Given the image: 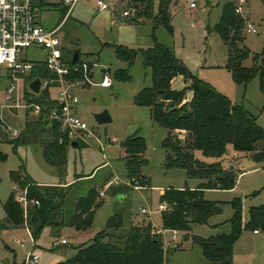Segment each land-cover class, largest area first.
I'll return each mask as SVG.
<instances>
[{"label": "rangeland", "instance_id": "1", "mask_svg": "<svg viewBox=\"0 0 264 264\" xmlns=\"http://www.w3.org/2000/svg\"><path fill=\"white\" fill-rule=\"evenodd\" d=\"M43 1L44 5L38 10L39 22L43 27L51 28L58 23L64 8L56 4L57 0ZM101 1L108 5L107 10L98 11L95 0H77L56 33L61 44L68 46L64 57L69 59L74 51H79V59L88 63L86 72L92 73L93 82L70 89L77 99L72 113L86 123L94 138H88L84 145L66 146L68 148L61 174L55 167L44 162L39 147L29 144L13 147L9 142L14 138L11 132H19L22 128L23 115L24 120L28 121L35 116L22 108H8L3 98L5 89L10 83H16L22 93V99L24 92L31 97L37 94L27 88V74L18 77L15 82L11 80L9 72L0 67V152L4 155V159L0 161V222H4L2 204L6 198L12 192L15 195L17 192L21 193L18 187L12 186L8 174L9 171L18 169L20 164L23 165L24 172L37 181H70L68 184L71 185L63 201L64 215L71 209L74 198L83 195L105 171L111 170L121 182L127 184L120 143L130 135L141 137L144 144L145 163L140 167L139 178L132 177L139 187L134 189L130 183L129 187L134 191L129 198L122 201H118L119 194H114L111 188H107L105 196L101 197L102 203L95 209L91 226L84 233L69 227L64 215L61 227H42L34 242L22 225H7L1 228L0 264H55L70 257L76 246L88 243L92 235L104 227L110 214L119 211L123 216L127 210L133 212L138 206L145 204L151 210L155 209L161 189H192L201 181L198 178L186 177L181 167L165 165V150L161 145L165 129L150 120L147 107L135 105L132 101L138 90L150 84L149 69L141 65L140 54L137 53L132 64L128 66L116 59L112 47L103 45H123L134 50L146 48L151 45L149 22L136 17L130 19L121 16V10L125 8L122 3H114L115 0ZM189 1L193 3L192 8H188ZM227 1H231L233 5L237 3V0H171L174 3L170 4L173 14L170 29L158 26L153 35L156 41L165 45L180 59L193 76L211 84L231 102L241 104L255 117V122L264 131V96L257 88L256 78H252L245 86L232 81L229 71L223 66L225 45L212 31L221 7ZM155 4L156 0H153L154 7ZM237 16L240 19L247 18L256 27L255 33H249L244 31L241 21H237L241 45L248 49L250 55L259 53L264 48V0H244L241 14ZM22 55L26 60L34 62L43 59L42 51L34 46L25 48L21 52ZM92 63L95 65H91ZM242 64H251L250 56ZM102 69L109 72V87L98 85ZM118 70H126L129 78L113 79V72ZM181 79L184 86L187 85L188 82L182 77ZM187 91L189 90L185 93ZM50 93H54V89H50ZM102 110H106L110 121L97 124L93 114ZM112 139L115 141L110 142ZM261 144L262 142L258 141L255 147L259 148ZM242 154L245 155L240 157L241 153L235 152L222 162L231 164L230 166L237 170L233 188L204 189L202 192L204 199L218 205L219 212L211 215L204 224L192 223L190 233L177 230L172 245L163 249L165 264H208L197 245L191 242V235L207 237L213 234H227V220L233 212L230 202L233 199H240L244 220L247 218L249 207L264 204V163L252 160L248 153ZM194 155L205 162L213 161L212 157L202 156L198 151H194ZM95 166L97 167L90 176L75 181V175L88 174ZM142 178L146 180L142 181ZM102 184L95 190H99ZM96 200L100 198L97 197ZM132 217L133 222L139 220L144 224L149 223L151 228L160 226L138 213H133ZM123 232V229H119L109 241L120 244L118 237ZM59 238H64L67 243L52 247ZM28 251L37 256L34 261H26ZM231 257L233 264H264V231L242 230L232 245Z\"/></svg>", "mask_w": 264, "mask_h": 264}, {"label": "trees", "instance_id": "2", "mask_svg": "<svg viewBox=\"0 0 264 264\" xmlns=\"http://www.w3.org/2000/svg\"><path fill=\"white\" fill-rule=\"evenodd\" d=\"M125 2L126 6L134 8V16L130 19L136 17L149 22L151 45L137 50L123 45H103L112 47L116 59L128 66L132 64L135 55L140 54L141 65L149 69L150 84L138 90L132 101L135 105L147 107L150 120L165 129L161 140L165 150V165L181 167L186 177L201 180L192 189H161L158 196L159 202H164L167 206L159 212L160 227L186 232L191 223L204 224L211 215L220 210L215 202L203 198L204 189H231L235 184L237 170L231 166H223L219 161V158L227 155L226 151L248 153L252 160L264 163V131L255 122V117L241 104L231 102L211 84L193 76L170 49L155 40L153 31L156 27L170 29V4L174 2L157 0L155 7L153 0ZM38 5L42 6L41 3ZM233 7L231 1L225 2L218 20L212 26V31L225 45L223 66L236 84L245 86L252 78H256L257 88L264 96V48L259 53L250 55L248 49L241 45V34L237 32V21L240 22L241 19L234 14ZM63 15L62 11L58 22ZM248 56L251 64L245 66L242 62ZM79 60L78 56L75 62ZM68 62L74 63L71 62V57ZM177 75L188 82L180 89L170 86V80ZM81 76L82 72L78 70L66 78L77 79ZM34 77L50 79L54 78V74L48 71L43 61H37L29 70L26 82ZM112 77L127 80L129 75L126 70H118L113 72ZM186 90L191 92V96L184 101ZM24 99L26 102L39 104L41 108L32 120L23 121L21 130L10 142L13 147L22 144L38 145L44 162L55 167L61 174L66 146L70 142L59 130L56 121L46 119L47 110L57 104L48 97L46 88L40 90L35 97L24 92ZM258 141L262 144L256 148L255 143ZM84 144L76 142V146ZM122 150L125 176L139 178L140 167L145 163L143 139L137 135L126 137L122 142ZM194 151L216 160H199L194 156ZM3 159L4 155L0 152V161ZM8 174L10 181L19 189L25 190L26 200L33 199L37 203H28L23 212L15 194L10 193L2 204L4 222H0V229L7 225H25L34 241L42 227L58 229L63 225L62 205L65 190L61 186L36 184L24 172L22 164ZM96 198L97 191L94 188L78 197L67 225L76 231L89 229L94 211L100 205ZM230 205L233 212L227 220V234L190 237L208 264H233L232 245L241 231H264V204L249 207L246 220L242 216L239 198L233 199ZM121 225V214H110L104 227L95 232L88 243L76 246L70 257L55 264H165L161 238L151 232L149 223L129 225L118 237L120 244L109 241L113 235L107 230L118 229Z\"/></svg>", "mask_w": 264, "mask_h": 264}, {"label": "built area", "instance_id": "3", "mask_svg": "<svg viewBox=\"0 0 264 264\" xmlns=\"http://www.w3.org/2000/svg\"><path fill=\"white\" fill-rule=\"evenodd\" d=\"M77 0H57V4L64 8V15L62 19L53 27L45 28L39 22L38 10L40 0H0V67L9 72L12 81H17L18 77L28 74L33 67L34 61L26 60L21 52L30 46L39 48L43 53L45 67L54 74V78H41L40 90L48 87H55V96L50 98L57 104L47 110L46 119L56 121L59 130L64 134L69 142H83L87 143L88 138H94L91 130L86 123L73 115V106L77 102L76 97L71 93L70 89L82 84H93L91 81V73H87L86 69L88 63L79 60V62L70 63L64 57L63 46L56 33L71 11L73 5ZM244 0H237L233 7L234 14H241V6ZM188 8L193 7L192 2H188ZM95 7L97 10H104L107 4L101 0H95ZM121 16L131 18L134 16V8L126 6L121 11ZM241 24L244 31L255 33L256 27L247 18L241 17ZM95 65V64H91ZM81 71V78L67 79L66 76L72 72ZM101 78L98 85L108 87L110 85V75L107 69H102ZM3 98L8 108H23L34 116H37L40 111V105L34 102H26L22 99V93L17 84L10 83L4 91ZM16 135V131L11 132ZM97 141V139H94ZM128 185L137 189L138 183L132 177L125 178ZM121 180L112 176L105 180L102 187L97 190V197H102L105 190ZM145 181V179H142ZM16 201L20 204L23 212H25L28 203H37L36 200H26L25 190L21 189V193L15 195ZM164 202L157 207L158 210L166 208ZM142 214H149L150 211L144 208L139 209ZM151 232L157 234L161 238L162 248H168L172 245L176 238L177 230L163 229L161 227L151 228ZM169 233V237H165V233ZM66 240L59 238L56 244H64ZM37 256L31 251H28L26 261H34Z\"/></svg>", "mask_w": 264, "mask_h": 264}, {"label": "crops", "instance_id": "4", "mask_svg": "<svg viewBox=\"0 0 264 264\" xmlns=\"http://www.w3.org/2000/svg\"><path fill=\"white\" fill-rule=\"evenodd\" d=\"M114 3H122V4H124L125 6H126V2H125V0H115V1H113ZM156 2H157V0H156ZM40 3L42 4V6L44 5V1L43 0H40ZM57 4V3H56ZM156 5V4H155ZM41 6V7H42ZM154 6V5H153ZM107 8H108V5H107ZM107 8L106 9H104V10H98V11H105V10H107ZM124 9V8H123ZM122 9V10H123ZM170 9H171V7H170ZM121 10V11H122ZM172 17H173V14H172V12H171V19H172ZM54 25H56V24H54ZM53 25V26H54ZM52 26V27H53ZM62 46H63V54L65 55V51H66V47H68L67 45H63L62 44ZM77 52H79V51H77ZM224 59H225V54L223 55V64H224ZM244 65V64H243ZM250 65V64H249ZM249 65H245V66H249ZM91 77H92V73H91ZM181 76L180 75H177V76H174L171 80H170V86L172 87V88H174V89H179V88H181L182 86H184V83H182L181 82ZM175 82V84H173ZM21 83V82H20ZM20 85H22V84H20ZM110 85H111V83H110ZM109 85V86H110ZM26 86H27V82H26ZM108 86V87H109ZM102 87H104V86H102ZM28 88V87H27ZM47 89V94H48V97L49 98H52V97H54L55 96V93H56V88L55 87H48V88H46ZM50 89H54V93H50ZM39 92H40V89H39ZM38 92V93H39ZM35 94V93H34ZM37 94V93H36ZM190 96H191V92L190 91H187L186 93H185V95H184V101L185 100H188L189 98H190ZM14 109H16V108H14ZM23 109V108H22ZM148 109V108H147ZM28 111L27 109H23V111ZM23 121H24V115H23ZM23 124V123H22ZM21 130V129H20ZM17 134H18V132H16V135H12V136H14V137H16L17 136ZM162 140V139H161ZM0 141H1V139H0ZM113 141H115L114 139H112V140H110V142H113ZM10 142V141H9ZM22 145H25V144H22ZM29 145H34V144H29ZM120 145H121V147H122V142L120 143ZM35 146H37V147H39L38 145H35ZM69 146H71L70 145V143H69V145H68V147ZM76 146V145H75ZM67 147V148H68ZM67 148H66V150H67ZM39 149H40V153H41V148L39 147ZM199 152V151H198ZM200 153V152H199ZM233 153H235V151H232V150H230V151H226V154L227 155H225V156H223V157H221V158H219V161H220V163L222 164V162H224V159H226V158H229ZM236 153H239V152H236ZM243 155H245V154H242L241 153V155H240V157L241 156H243ZM123 156V155H122ZM195 156V155H194ZM41 157H42V154H41ZM196 157V156H195ZM197 158V157H196ZM43 159V158H42ZM199 159V158H198ZM200 160V159H199ZM216 159L215 158H213V161H215ZM213 161H211V162H213ZM223 166H230L231 164H222ZM98 166V165H97ZM97 166H95L93 169H92V171L90 172V173H88V174H78V175H75V177H74V179H75V181H77L78 179H80L81 177H86V176H90L91 174H92V172L95 170V168L97 167ZM96 173V172H95ZM27 174V173H26ZM28 175V174H27ZM95 175V174H94ZM112 176H115L113 173H112V171L111 170H108V171H105V172H103V173H101L97 178H96V182L95 183H93L94 185H92V186H90V187H88V189H90V188H94V189H96L97 187H99L100 186V184H102V183H104L105 182V180H107L108 178H110V177H112ZM28 177L32 180V181H34L36 184H40V185H43V184H46V185H56V186H61L64 190H65V196H66V194H67V189H68V187L71 185V183L70 184H68L70 181H67V182H60V183H55V182H41V181H37V180H35V179H33V178H31V176H29L28 175ZM117 177V176H116ZM126 178V177H125ZM120 179V178H119ZM11 183H12V186H14L15 188H17V186L11 181ZM74 183V182H73ZM72 183V184H73ZM60 184H62V185H60ZM235 185V184H234ZM234 187V186H233ZM232 187V188H233ZM108 188H111V192L112 193H114V194H119L118 195V201H122V200H125V199H127V198H129V196L132 194V191H134V190H131V188L129 187V185L128 184H126V183H123V182H121L120 181V183H117V184H114V185H111V186H109ZM87 189V190H88ZM214 189H218V188H214ZM21 190V189H20ZM87 190L85 191V193L83 194V195H81V196H84L85 194H86V192H87ZM18 193V192H17ZM65 196H64V198H65ZM103 196H105V193H104V195ZM102 196V197H103ZM78 197H80V196H78ZM78 197H76V198H74V200H73V204H72V207H71V209L68 211V213H67V215H64V212H63V205H62V220H63V215L64 216H66L65 217V221L67 222L68 221V218H69V216H70V214H71V212H72V210H73V206H74V203H75V201L77 200V198ZM64 198H63V201H64ZM100 204L102 203V198L100 197ZM160 203H162V202H159L158 201V203H157V206H156V208L155 209H150L149 207H147V205L145 204V205H141V206H138L137 208H136V211H130V210H127L126 211V213L122 216V214H121V217H122V225L118 228V229H108L107 230V232L110 234V235H115L117 232H119V229H123V231H126V229H127V227L129 226V225H136V224H141V223H143V222H140L139 220H137V221H135V222H133V217H132V214L133 213H138L139 215H141V216H143V217H145V218H148V219H150V220H152V223H154V224H157V225H160V221H159V212H160V210H158L157 209V207H158V205L160 204ZM260 205V204H259ZM140 208H144V209H146V210H149L150 211V213L149 214H142V213H140V211H139V209ZM2 211H3V209H2ZM95 212V211H94ZM115 213H119V211L118 212H115ZM120 214V213H119ZM3 215H4V212H3ZM155 215H156V217H155ZM125 222V223H124ZM192 224V223H191ZM190 224V225H191ZM19 226H21V225H19ZM24 228H25V230L29 233V231H28V228L25 226V225H22ZM122 226H124L123 228H121ZM156 227H158V226H156ZM160 227V226H159ZM72 228V227H71ZM190 226H189V230L188 231H186L187 233H190ZM88 230V229H87ZM87 230H85V231H87ZM76 231V230H75ZM85 231H77V232H80V233H84ZM124 233V232H123ZM29 236H30V234H29ZM176 236H177V234H176ZM31 237V236H30ZM165 237L166 238H168L169 237V233L167 232V233H165ZM32 242H34L33 240H32ZM67 243V241L64 243V244H66ZM64 244H61V245H64ZM55 246H58L57 244L56 245H52V247H55ZM231 259H232V257H231Z\"/></svg>", "mask_w": 264, "mask_h": 264}, {"label": "water", "instance_id": "5", "mask_svg": "<svg viewBox=\"0 0 264 264\" xmlns=\"http://www.w3.org/2000/svg\"><path fill=\"white\" fill-rule=\"evenodd\" d=\"M77 55H78V52L77 51H74L72 53L71 62H75L77 60V58H78ZM40 85H41V81H40V78H38V77H34V78H32L31 80H29L27 82L28 89L32 93H35V94L39 92ZM93 119H94V121L97 124H101V123H105V122L110 121V118H109L106 110H102L100 112H97V113L93 114ZM70 145L71 146H75L76 145V142L75 141H72V142H70Z\"/></svg>", "mask_w": 264, "mask_h": 264}]
</instances>
